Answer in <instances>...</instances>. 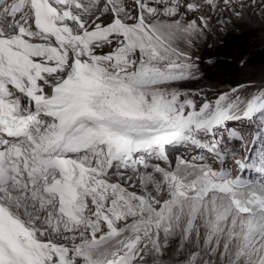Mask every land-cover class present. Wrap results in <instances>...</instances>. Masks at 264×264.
Returning a JSON list of instances; mask_svg holds the SVG:
<instances>
[{"label":"snow or ice","instance_id":"obj_1","mask_svg":"<svg viewBox=\"0 0 264 264\" xmlns=\"http://www.w3.org/2000/svg\"><path fill=\"white\" fill-rule=\"evenodd\" d=\"M255 16L0 0V264H264V84L186 86L211 33Z\"/></svg>","mask_w":264,"mask_h":264},{"label":"rangeland","instance_id":"obj_2","mask_svg":"<svg viewBox=\"0 0 264 264\" xmlns=\"http://www.w3.org/2000/svg\"><path fill=\"white\" fill-rule=\"evenodd\" d=\"M199 55L202 58L225 55L228 61H223V65L215 70L233 73L235 78L251 76L264 81L260 80L264 79V18L248 17L229 26L224 32L213 31L207 44L200 47ZM241 82L244 81L241 79L237 83ZM208 83L217 87L214 82Z\"/></svg>","mask_w":264,"mask_h":264},{"label":"trees","instance_id":"obj_3","mask_svg":"<svg viewBox=\"0 0 264 264\" xmlns=\"http://www.w3.org/2000/svg\"><path fill=\"white\" fill-rule=\"evenodd\" d=\"M219 54H221V53H219ZM225 56V55H224Z\"/></svg>","mask_w":264,"mask_h":264}]
</instances>
